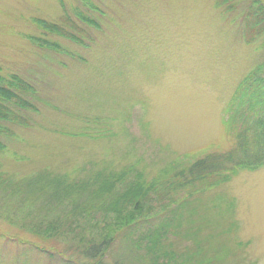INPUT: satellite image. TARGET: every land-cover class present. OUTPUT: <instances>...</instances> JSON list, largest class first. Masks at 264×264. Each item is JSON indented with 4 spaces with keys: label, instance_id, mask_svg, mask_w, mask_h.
Returning <instances> with one entry per match:
<instances>
[{
    "label": "rangeland",
    "instance_id": "374dc122",
    "mask_svg": "<svg viewBox=\"0 0 264 264\" xmlns=\"http://www.w3.org/2000/svg\"><path fill=\"white\" fill-rule=\"evenodd\" d=\"M248 3L0 0V264H76L46 252L58 233H28L22 215L42 204L24 202L28 186L59 187L68 206L100 194L99 210L122 177L154 187L129 231L105 212L84 223L115 235L110 264H264V166L186 174L209 154L232 167L264 120ZM16 189L8 208L24 211L8 221Z\"/></svg>",
    "mask_w": 264,
    "mask_h": 264
},
{
    "label": "trees",
    "instance_id": "16d2710c",
    "mask_svg": "<svg viewBox=\"0 0 264 264\" xmlns=\"http://www.w3.org/2000/svg\"><path fill=\"white\" fill-rule=\"evenodd\" d=\"M230 2H232V0H230ZM250 15L252 16V19L255 20L256 24L254 27L258 26L261 35H264V0H249L248 6L246 7V10H244V18H247ZM258 131L264 134V132H261L264 131L263 119H260L257 122L254 143L251 145L245 144L240 147V152L242 151L243 157L236 160L229 169L222 168L223 163L225 162L224 160L230 157L229 155L209 154L191 163L187 168L186 174L196 177L216 174L219 173V171L225 172V170L230 172L235 169H256L264 165V145L261 149L258 148L263 144V141L260 140L262 139V134ZM128 182L126 181V178L123 177L115 179L113 183L114 187L111 188L114 191H111L116 192L115 190L118 186L123 192L117 188L122 193L116 195L115 199L110 201L112 207L108 205V208H102L99 210H91V208H96L97 204L103 203V200L101 199L103 196L100 194H97V197H90L89 199H79L74 202L73 205L68 206L69 201L66 200L67 196L62 194L59 187H53L52 190H49L48 188L44 189V187L37 183L34 184L33 187L28 186L30 189L28 199L32 201L24 202H31L29 205L35 206V202H39V199L41 198L40 201L42 203L41 206L39 205L40 207L36 210L34 209L35 211L30 209V211L27 212L25 210L26 212L22 215L24 222L28 223V226L30 227L28 233L31 234L32 232L35 234L34 232L40 231L44 234L50 232L48 234L49 236H47L49 240L51 239V234L57 235L55 233H58L62 236V238H59V241L62 239V241H64V246L61 247L59 242L58 246H60V248L54 246L47 249L46 252L49 253V255H53V253L56 252L55 254L61 259H69V261H72L73 259L76 264H110V262L106 260V257L113 248L115 235L97 236L99 230L96 229V227L98 225L94 224L85 226L84 223H87V220H92L93 216L98 212H105V215H112L108 216L110 217V221L105 225L106 228L110 225L111 227L115 226L118 230L126 229L129 231L128 225L136 221L134 220L135 218L133 219L134 213L136 212H138L137 217L140 219L139 221H143V219L146 218V211L143 208L142 203L146 201L147 193L150 192V190L147 189L149 187L153 188L154 186L148 185L147 188H144L140 181L132 180L133 183L130 185L126 184ZM112 192H109V195H111ZM103 193L104 192L101 194ZM19 194H21L19 189L2 194L3 198L1 206L4 208L2 213L7 214L8 217L6 219L8 221H12L17 214H20L19 211H24L22 208L17 210L14 208H8L10 205L12 206L22 199V195ZM130 209L136 212L131 214ZM141 215L142 217L140 218ZM27 217L30 219L28 220ZM110 222L112 223L109 224ZM133 225H136V222H134ZM130 228H134L132 227V224ZM25 231H27V229ZM86 232L88 235L85 237L84 233ZM101 232L102 231H100V233ZM80 233H82V236H78ZM54 250L55 252H52ZM120 258L122 260L125 256L121 255Z\"/></svg>",
    "mask_w": 264,
    "mask_h": 264
}]
</instances>
